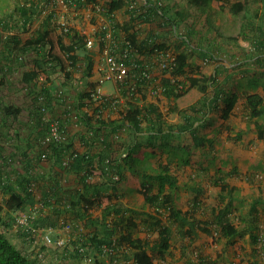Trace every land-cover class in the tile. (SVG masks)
I'll return each instance as SVG.
<instances>
[{
	"label": "trees",
	"instance_id": "16d2710c",
	"mask_svg": "<svg viewBox=\"0 0 264 264\" xmlns=\"http://www.w3.org/2000/svg\"><path fill=\"white\" fill-rule=\"evenodd\" d=\"M98 1L101 0H74V4L82 8ZM102 1L106 5L105 15L115 23L114 35L120 48L128 46L129 41L133 52L142 56V59L138 57L135 69L142 70L156 48H175L174 66L171 70H163L160 85L163 87L161 96L171 100V112L178 113L180 118L168 120L161 107L152 102L141 105L133 100L117 106H111L110 102L97 104L90 93L95 83L88 80L90 86L76 92V102L65 106L66 114H77L81 130L71 134L60 121L67 138L47 145L41 143L48 132L42 107L45 105L49 109L48 100H52L56 89L45 82L39 84V81L41 78L51 81L54 67H59L70 77L73 73L69 67L76 68L81 62L77 52L85 47L86 36L77 30L65 31L57 23L52 24L55 12H49L40 27L24 38L21 32L32 29L34 19L49 8L52 0L19 2L7 19H0V26L7 30L0 27V86L16 85L18 77L11 78L10 73L14 72L15 66L19 69L26 64L23 54L32 53L29 66L19 76L17 85L32 88L31 93L35 96L33 116L37 122L38 146H30L23 154L24 169L10 174L3 168L15 163L7 156L14 154L16 148L0 142V159L3 160L0 165V264H41L37 258L24 254L6 234V229L13 225L9 219L11 211H25L39 204L42 206L34 220L35 226L65 229L69 225V231L72 228L79 230L76 226L91 229L88 237L84 232L75 236V254L85 253L80 248L86 250L90 242L99 251L110 254V264H117L121 252L126 257L130 255L134 264H157L154 255L164 256L170 251L174 229L184 236L198 235L200 231L209 235L216 233L219 239L231 245L249 235L254 253L245 264H262L264 187L259 186V192L253 196H241L239 189L229 184L224 174L218 175L213 182L220 186L221 202L213 208L209 220H202L192 211L202 207L200 196L204 186H192L195 191L193 209L183 211L179 200L181 185L171 165L196 164L188 154L189 148L184 152L173 145L186 134H190L196 148L204 153L210 152L207 151L208 144L214 149V142H221L219 136L224 132L227 141H237L256 128L258 137L264 138V96L258 91L264 75L246 77L244 84L237 83L235 75L228 73L230 69L221 66L219 56L230 54L229 48L239 39L232 34L226 35L218 23L227 6L234 18L241 16L240 33L252 43L253 52L238 60L236 68L252 66L255 60L262 65L264 0H146L145 4L137 0ZM135 1L138 7L132 9L131 3ZM218 2L221 4L216 8L214 4ZM252 2L256 5L254 9ZM123 7L127 8L129 18L122 23L115 20V13ZM142 32H146L144 37H141ZM83 58V77L88 79L94 74V53L88 51ZM192 59L195 62H191ZM202 61H218V64L213 73L206 74L201 68ZM131 85L123 90V96L147 97L149 94L151 85L145 80ZM240 107L246 129L240 127L235 136H230L231 122ZM107 109L116 110L120 116H104ZM22 112V108L11 104L3 108L6 118L17 117ZM208 127L212 128L210 137L207 132L201 133ZM78 142L87 147L85 151L77 148ZM158 155V167L153 168L150 160ZM42 161L51 164L52 172L41 173ZM70 174L77 175L74 189H66L61 183ZM130 176L140 179L145 205L152 210L130 207L120 200L119 186ZM44 182L48 184L43 185ZM39 192H42L41 199H37ZM97 209L101 210L98 215L94 213ZM137 231L148 235L157 233L158 236L151 240L148 236H139ZM189 264H209V260L204 257L201 262L189 261Z\"/></svg>",
	"mask_w": 264,
	"mask_h": 264
},
{
	"label": "rangeland",
	"instance_id": "374dc122",
	"mask_svg": "<svg viewBox=\"0 0 264 264\" xmlns=\"http://www.w3.org/2000/svg\"><path fill=\"white\" fill-rule=\"evenodd\" d=\"M23 1L24 0H0V19H7L15 9V6ZM220 4L221 3L218 2L214 5L218 8ZM252 4V8L254 9V6H256L255 2H252ZM54 8L59 9V6H55ZM85 9L87 10H82L76 17H67L65 20L69 22L70 27H72L73 30H77L82 34H85V32L87 34H92L100 25L101 20L99 15L101 14H95L93 5L90 4L87 5ZM222 13L223 18L218 20L222 30L225 31L226 35L232 34L233 36H236L239 41L233 43L229 48L231 50L230 54L222 53L219 56V61L225 64L223 65L220 63L221 66H227L230 69L228 73L235 75L234 79L237 83L240 82L244 84V82H246V77H253L254 75L262 77L264 75V63L262 65L258 64L256 63V60L252 66L245 65L242 69L236 68L239 64V62H237L238 60L241 61L245 54L251 53V51L253 52V46L252 43L248 41L249 39L247 40L242 37L240 33L242 31V17L240 16L237 19L234 18L230 14L228 6ZM60 15L61 13L57 16L59 19H61ZM42 20L41 17L37 16L33 21L34 25L32 29L27 31L28 33L21 32L24 38L26 35H29L30 32L39 28L42 24ZM0 27L3 28L2 26ZM5 31L7 32V30ZM220 40L223 41L222 38H220ZM223 42L225 43L227 41L225 40ZM169 48L175 52L174 47L171 48L170 46ZM87 52L88 50L85 47L77 52L81 58V62L76 68H73L72 66L69 67L73 73L70 77H68L59 67H54L51 71V81L46 82L43 78L39 81V84L45 82L48 86H53V88H57V90L61 89L64 92L63 98L65 103L63 102L62 106L72 105V102L77 95L76 90L81 91V89L88 88L91 83H94V81H91V83L87 84L88 81L83 77V57ZM31 55L32 53L23 54L24 62H26V64L21 65V68L28 66ZM191 62H195L194 59H192ZM198 64H200V61H198ZM216 64H218V61H202L201 68L204 73L211 74L214 72ZM14 71L16 73L19 69H14ZM16 76L18 77L15 79V84L17 85L18 82H20L19 76H21V73L17 72ZM262 82L263 83L258 87V91L264 96V76L262 77ZM112 85V82H107L104 84V89L111 90ZM22 89L24 88L22 87ZM66 92L71 94H66ZM0 96L5 97V94L2 93ZM157 101L161 105V110L168 120L177 121L180 118L178 113L171 112L169 107L172 104L171 100L159 96L157 97ZM3 102H5V99ZM241 111V107L240 109H236V116L231 122L233 129L228 132L230 136H235L240 127L246 129V122L242 118ZM117 115L119 116V114ZM211 131L212 128L208 127L203 128L201 133L204 134L207 132L210 137ZM226 135V132H224L222 136H219L221 142L219 140L215 141L214 149L210 147V144L207 145V151H210L209 153L199 151L194 145L193 138L190 134H186L181 139H176L173 142V145L178 150L188 152L186 150L189 148L190 150L188 154L196 161L194 166L178 167L176 165L177 163L171 165L172 171H174L179 178L181 185L179 191L180 208H182L183 211L193 209L192 204L195 191L192 190V186L202 184L204 186V192L200 196L202 207L198 211H192L193 215H196L197 218H201L202 220H209L213 208L218 206L221 202L219 197L220 186L213 182L214 178L218 175H225L227 182L236 186L239 189L241 196H253L259 192V186L264 187V138L261 139L258 137L256 128L255 130L246 132L245 136L237 141L233 139L227 141ZM2 140L3 139L0 141ZM4 142L5 141H2V143ZM159 160V155L152 158L150 160V165L153 166V168H157ZM219 169H222L223 171L218 172ZM140 188V179L137 176H130L119 186L118 194L120 200L130 207L139 209L146 207L147 209L152 210L145 205L144 196L141 193ZM247 206L248 205L246 204V207ZM100 211L101 210L97 209L94 213L98 215L100 214ZM261 212L262 217L264 218V207L261 208ZM13 227L14 226L11 228ZM76 228L80 229L76 231L72 230L73 228L70 231L62 229L63 231L61 233H53L54 236L56 235L66 238L67 243L62 248H46L45 245H43V242L40 241L39 243L41 246L39 248L46 250V258L44 261H40L37 258V253L36 255L34 254L35 256L33 258H37V261L41 264H110L112 260L110 254L99 251L93 247L90 242L86 246L85 253L75 254L74 251L77 243V237L75 238V236L84 232V235L88 237L92 233L91 229L85 228L84 226H76ZM5 229L6 228H2L3 231H6ZM174 232L175 234L173 236L170 251L164 256L159 254L154 255L157 264H189V261L198 263L201 262V259L204 257L209 260V264H245L248 259L253 257L254 246L251 243L249 235L240 239L235 245H231L226 244L224 240L219 239L216 233L209 235L200 231L198 235L184 236L176 229H174ZM6 234L11 237V235L16 234V232L9 233V231H6ZM138 234L143 237L148 236L151 240L156 239L158 236L157 233L148 235L145 232H138ZM14 245L17 247L16 244ZM150 253L152 254V251H150ZM129 257H126L125 253L121 252L118 254V261L115 262L117 264H134L133 258L130 255ZM261 261L262 264H264L263 254L261 256Z\"/></svg>",
	"mask_w": 264,
	"mask_h": 264
},
{
	"label": "built area",
	"instance_id": "2783aa9c",
	"mask_svg": "<svg viewBox=\"0 0 264 264\" xmlns=\"http://www.w3.org/2000/svg\"><path fill=\"white\" fill-rule=\"evenodd\" d=\"M99 2L91 5H93L95 14H101L100 25L92 34H87L86 32L82 34L80 32V34L86 36L85 48L88 51L99 49L101 53V60L97 67V77L93 78L94 74L88 79L84 77L85 80L94 81L95 83L94 88H90L91 97L97 104L110 102L111 106L123 105L127 101L133 100L141 105L152 102L160 106L157 97L162 95L163 87L160 84L163 74H156L155 72H163V70H171L173 68L176 59L174 50H161L156 48L149 62L144 63L142 70L135 69L138 67L136 62L138 57H140V53L135 54L133 52L129 41L126 43L128 46L120 48L119 41L114 35L115 23L105 15L106 5L103 2ZM74 3V0H52L50 8L46 9L40 17L44 18L47 13L55 12L53 23H57L65 31H73V28L70 27L69 22L65 19L67 17L74 18L82 10H87L85 9L86 6L80 8ZM55 6H59V9L54 8ZM130 7L136 9L138 3L136 1L132 2ZM60 13L61 19L57 17ZM0 31L2 30L0 29ZM4 35L6 36L7 33ZM140 58L142 59V56ZM144 80L149 86L151 85L147 97H142V95H139L140 97L131 95L123 96V90L128 88L129 84L135 86L139 81ZM107 82H112L113 85L116 84L120 95L108 94L104 90V84ZM131 89L133 90V87ZM41 99L43 98L41 97ZM42 110L44 112L43 121L48 124V132L41 140V143L47 145L51 142L64 141L67 138V133L63 131L60 120L54 118L45 105L42 107ZM8 144L11 145L12 141L8 142ZM45 157L46 155H44ZM41 206L39 204L28 210L20 211L17 216V224L24 226L28 240H33L35 243L42 241L43 245L47 248L64 247L67 243L65 237L54 236L51 229L35 226L34 220L37 218ZM70 228L71 226L68 225L65 230H69ZM80 250L85 251V247H81ZM45 251L43 249L38 250L37 258L40 261H44L46 258Z\"/></svg>",
	"mask_w": 264,
	"mask_h": 264
},
{
	"label": "crops",
	"instance_id": "0c3cea01",
	"mask_svg": "<svg viewBox=\"0 0 264 264\" xmlns=\"http://www.w3.org/2000/svg\"><path fill=\"white\" fill-rule=\"evenodd\" d=\"M137 1L140 2V4H145V2H146V0H137ZM101 2L104 3V1H102V0H101ZM99 18L101 19V15H99ZM128 18H129V14L127 12L126 7L119 9L115 13V20L118 22L123 23ZM42 19H44V18H42ZM42 22H43V20H42ZM154 26H156V25L154 24ZM145 34H146V32H142L141 37H144ZM0 48H2V47H0ZM92 52L94 53V59H95L93 78H96L97 77V67H98V64L101 60V53H100L99 49H94V50H92ZM0 57H1V54H0ZM10 65L11 64H9V66ZM28 66L22 67V68L20 67L19 71H17V72L21 73V75H22L24 73V71L27 70ZM16 67L17 66H15L14 69ZM16 73H15V71L13 73H10V77L12 78L13 76H16ZM155 73L161 74L162 72L157 71ZM19 87H21V88H19ZM31 89L32 88L22 89L21 85L20 86H17V85L0 86V94H2V93L5 94V97L0 96V102H1V106H0V129H1V133L0 134H2V137H3L2 141H5L4 144L6 146L9 145L8 142L12 141V145L16 148L13 152L14 154H10V156L8 154V156H7V158L11 157L12 159H14L15 163L13 162V163L9 164V166L7 168H5V169L3 168V171L6 170V172L8 171V173H10V174H13V173L15 174L17 172L22 171L24 169L25 163H26V161L23 162L21 160V158H23V154L26 153V151H28V148L30 146L35 145V144H36V147L38 146L37 138H36L37 132L35 129V125L37 124V122L33 116L34 115V113H33V103H34L33 98L35 96L32 95ZM55 89L56 90L53 93L52 100H48V103H47V105L49 104L48 110L51 112L52 116L58 118L64 124V127L71 134H75L79 130H81V125L77 121L78 120L77 114L71 113V112L66 114V111H65L66 107H65V105L62 106L63 105L62 103L65 101L63 98V95H62L64 92L61 89L60 90H57V88H55ZM52 90H54V89L52 88ZM104 90L108 94L120 95V91L118 90L116 84L112 85L111 90H106V89H104ZM77 91H79V90H76V92ZM66 94H71V93L66 92ZM2 98L5 99V102H3L4 99H2ZM74 102H76V100H74ZM74 102L72 103V105L74 104ZM10 104L14 105L16 107L22 108L23 112L20 115H18L17 117H10V118L7 117L6 118V116L3 115V108L5 105H10ZM89 109L86 108V110H89ZM67 111H69V110H67ZM117 114L118 113L116 112V110H112V109H107L104 112V116H106V117L111 116L112 118H118L120 115L118 116ZM14 132H15V136H14ZM10 133H12L13 135H11ZM2 141H0V142H2ZM76 145H77V148L80 149L81 151H85L87 148L85 145L81 144L80 142H78ZM6 146H4V147L7 149ZM9 151L12 152V149ZM31 151L29 153H31ZM1 162H3V160L0 159V165H2ZM0 167L2 168V166H0ZM41 167H42L41 173L52 172L53 167L51 166V164L48 161H42ZM76 177H77L76 174H70V175H68V178L62 179L61 183L66 189L67 188L74 189L77 185V184H75L76 183ZM71 180H73V181H71ZM45 184H48V182L43 183V185H45ZM41 197H42V192H39L37 194V199H41ZM18 214H19V212H17V211L16 212L15 211L10 212L9 215L12 216L11 218H13V219H11V218H9V219H10V222H12V224H13L12 226H14V227L13 228L9 227L6 230L9 231V233L10 232H16V234H12L11 237L8 235L7 236L12 241V243L16 244L17 247L22 252H24L30 258H33L36 255L37 251L40 249L39 247L41 245H40V243L37 244L34 241H30L25 237L24 226L17 224ZM47 214H49L48 211H47ZM50 229L54 233H61L63 231L62 229L53 228V227H50Z\"/></svg>",
	"mask_w": 264,
	"mask_h": 264
},
{
	"label": "clouds",
	"instance_id": "9594fccd",
	"mask_svg": "<svg viewBox=\"0 0 264 264\" xmlns=\"http://www.w3.org/2000/svg\"><path fill=\"white\" fill-rule=\"evenodd\" d=\"M54 233V232H53ZM56 236V235H55ZM25 237H26V233H25ZM31 241V240H30ZM40 242V241H39ZM39 242L37 243V244H39ZM46 247V246H45ZM47 248V247H46ZM41 249V248H40ZM39 249V250H40ZM44 250V249H43ZM24 253V252H23ZM37 253H38V251H37ZM25 254V253H24ZM34 259V258H33ZM37 260V259H36Z\"/></svg>",
	"mask_w": 264,
	"mask_h": 264
}]
</instances>
